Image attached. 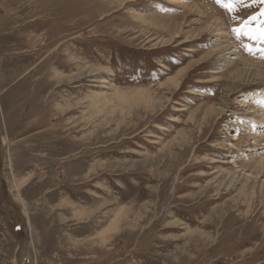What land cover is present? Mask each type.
Wrapping results in <instances>:
<instances>
[{"label": "rangeland", "instance_id": "1", "mask_svg": "<svg viewBox=\"0 0 264 264\" xmlns=\"http://www.w3.org/2000/svg\"><path fill=\"white\" fill-rule=\"evenodd\" d=\"M261 11L0 0V264H264Z\"/></svg>", "mask_w": 264, "mask_h": 264}, {"label": "snow or ice", "instance_id": "2", "mask_svg": "<svg viewBox=\"0 0 264 264\" xmlns=\"http://www.w3.org/2000/svg\"><path fill=\"white\" fill-rule=\"evenodd\" d=\"M223 8L229 12H236L237 9L244 3V0H216ZM260 16H264V11L259 13ZM251 21H258L259 27L249 28L248 24ZM233 32L236 33L237 38L240 35H246L250 40L256 42V46L248 44L245 45V49L252 55H255L257 52L260 53V58L264 59V47H259L258 45H264V20H258L257 16H252L250 21L245 22L243 28H235Z\"/></svg>", "mask_w": 264, "mask_h": 264}, {"label": "bare ground", "instance_id": "3", "mask_svg": "<svg viewBox=\"0 0 264 264\" xmlns=\"http://www.w3.org/2000/svg\"><path fill=\"white\" fill-rule=\"evenodd\" d=\"M231 48V47H230ZM238 51V50H237ZM233 54V53H232ZM228 55H230V54H228ZM233 56V55H232ZM237 56H238V54H237ZM238 58V57H237ZM229 60H236V58H234V57H232L231 59H229ZM247 62L245 61L244 62V65H248V64H246ZM253 66V65H252ZM246 67V66H245ZM254 67V66H253ZM101 84V83H100ZM259 102H261V104L262 103H264V98H260L259 99ZM258 105H260V104H258ZM263 105V104H262ZM262 107H264V105L262 106ZM231 178H233V177H231ZM236 178V177H235ZM234 182V181H233ZM246 186H242V189H241V191L242 192H244V190L246 191ZM253 194V193H252ZM114 226H115V224L113 223V224H111L110 226H108L104 231H103V235L106 237L107 235H111V232H113V230H114Z\"/></svg>", "mask_w": 264, "mask_h": 264}]
</instances>
